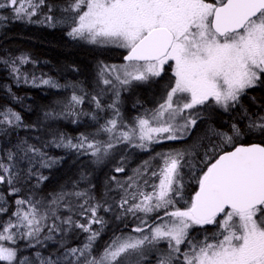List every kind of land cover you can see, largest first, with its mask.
Returning <instances> with one entry per match:
<instances>
[{"label": "snow or ice", "instance_id": "obj_1", "mask_svg": "<svg viewBox=\"0 0 264 264\" xmlns=\"http://www.w3.org/2000/svg\"><path fill=\"white\" fill-rule=\"evenodd\" d=\"M55 7L47 0H0V10H10L14 19L49 27L61 22ZM61 11L68 14L64 22L71 39L126 54L123 64L101 66L98 75L105 87L91 97L95 112L77 111L85 97L73 92L60 112L45 113L52 119L74 117L73 123L90 115L98 123V114L107 108L111 118L91 134L73 138L60 133L50 146L102 164L118 145L147 151L165 141L187 143L205 114L210 117L218 109H242L244 124L233 122L227 131L210 127L207 145L198 138L185 148L157 152L123 182L112 176L120 193L115 206L87 191L60 192L48 201L20 196L22 181L47 179L35 171L37 158L43 168L59 162L21 140L0 156V185H6L0 192V217L7 216L0 220V264H151L153 255L155 264H264V110L250 113L242 105L248 90L264 87V0H68ZM0 63L17 84L69 87L22 71L35 63L28 55L0 58ZM165 76L157 107L125 122L121 91ZM109 90L113 99L105 106L100 97ZM21 127L27 125L20 113L0 111V134ZM185 168L191 170L188 182ZM125 171L123 164L114 169ZM193 182L195 189L186 195ZM117 210L115 219L131 216L137 223L129 232L113 234L98 250L108 223L100 212ZM75 230L85 234L84 241L69 246L68 233ZM50 243L56 248L47 251Z\"/></svg>", "mask_w": 264, "mask_h": 264}, {"label": "trees", "instance_id": "obj_2", "mask_svg": "<svg viewBox=\"0 0 264 264\" xmlns=\"http://www.w3.org/2000/svg\"><path fill=\"white\" fill-rule=\"evenodd\" d=\"M47 3L56 6L53 14L61 22L55 27H49L47 23H28L16 20L12 17L10 10H0V16L7 17L6 20H0V58L11 60L20 55H28L35 63L22 66V71L35 74L37 77H51L61 85H69V87L54 89L44 85L33 87L30 83L17 84L10 70L0 63V111L10 108L20 113L24 125H27V127L10 129L7 135L0 134V156H3L8 149H14L21 140H26L29 144L41 147L48 156L59 158L58 163L48 168L40 167L39 158H37L35 171L46 176L47 179L39 184L35 177L22 181L17 185L21 188L20 196L26 199L33 196L35 199L48 201L60 192L87 191L96 200L102 202L106 200L108 204L115 206V203L119 201L120 193L116 190L112 176L115 175L119 181L123 182L127 176L132 175L134 169L155 156L157 152L185 148L193 142H198V138H204L203 143L207 145L209 143L207 137L211 136L210 127L227 131L233 122H238L243 127L242 109H233L230 112L218 109L210 117L207 113L205 114V118L198 123L187 143L165 141L153 145L147 151L122 145V151L118 155H113L112 160L108 158L104 166L103 163H93V158L80 155L75 150L50 146L49 142L58 137L60 133L73 138L79 136L80 133L91 134L96 131L98 123L102 124L111 118L112 110L107 108L98 114L100 117L98 123L93 121L90 115L80 116L78 121L73 123L74 117L52 119L46 118L45 113L60 112L73 92L85 97L83 105L77 106V111L82 109L87 113L95 112L91 97L103 88L99 80V68L103 64L123 62L124 52L115 47H99L71 39L67 36L69 23L64 22L68 14L61 11V8L67 5L68 0H47ZM47 11V8L42 9L44 13ZM42 18L43 16H39L33 19ZM167 82L168 77L165 76L157 78L149 87L140 88L136 92L130 89L125 93L121 91L123 94H121L120 105L126 112L125 122L130 123L134 117L143 114L145 110L157 107L162 101ZM71 85L76 87L73 88ZM112 99L110 94L104 93L101 101L106 106ZM242 105L250 113L264 110V87L248 90L247 95L242 98ZM59 108L60 111H58ZM103 139H106V136L103 135ZM254 139V137L246 139L244 142H252ZM121 164L126 169L125 173H115L114 169ZM21 167L26 171L27 161L22 162ZM184 176L185 181L188 182L191 179V170L185 168ZM5 189L6 185H0V192H4ZM194 189V182L188 183L185 194L190 195ZM8 199L10 203L14 200L13 197H8ZM69 199L73 205L78 203L74 196ZM63 214L67 215L66 212ZM117 214L119 210L108 213L100 212L108 223L97 241L98 250L103 249L113 234L129 232L137 223L131 216L117 220L115 219ZM2 219H7V216L0 217V220ZM93 227L98 228L99 225H93ZM193 234L196 235V233ZM60 238L57 236L58 240ZM84 238L85 234L79 230L70 232L67 236L68 245L78 246L82 244ZM55 248L56 245L50 243L47 251ZM27 252L26 255H28Z\"/></svg>", "mask_w": 264, "mask_h": 264}, {"label": "rangeland", "instance_id": "obj_3", "mask_svg": "<svg viewBox=\"0 0 264 264\" xmlns=\"http://www.w3.org/2000/svg\"><path fill=\"white\" fill-rule=\"evenodd\" d=\"M118 50H120V51H122V52H125V50L124 49H119V48H117ZM124 62H121V63H111V64H103V65H120V64H123ZM102 66V65H101ZM101 66H100V68H101ZM100 68H99V70H100ZM98 74H99V71H98ZM154 83V81H152V82H149V83H145V84H138V85H134L133 87H131L130 88V90H132V92H136V90H138V89H140V88H147V87H149L151 84H153ZM101 87H105L103 84H101ZM126 91H124L123 93H125ZM105 93H108V94H110L111 95V97L113 98V95H112V92L109 90V91H106ZM123 93H121V94H123ZM106 97V96H105ZM101 98V100H103V95L100 97ZM120 107H121V105H120ZM58 111H60V108L58 109ZM83 112H85V111H83ZM121 112H122V114H123V117H125V115H126V112L123 110V107L121 108ZM85 113H87V112H85ZM81 116H83L84 117V115H81ZM125 119V118H124ZM133 120V119H132ZM132 120H131V122H132ZM100 139H103V135H101L100 137H99ZM121 147H123L122 145H118L117 146V148L114 150V152H113V155H118L121 151H122V149H121ZM113 155L112 156H110L109 158L112 160L113 158ZM105 161H107L108 162V158L105 160ZM155 163H158V161H156ZM155 163H153V164H155ZM104 164H106L105 162L103 163V166H104ZM142 165V164H141ZM140 165V166H141ZM139 166V167H140ZM138 167V168H139ZM133 174V173H132ZM21 247L23 248V243L21 244ZM161 247L163 248L164 246L163 245H161ZM28 251H30V250H28ZM26 252L27 251H25L24 252V254L26 255ZM28 254H29V252H27ZM151 264H155V256L153 255L152 257H151Z\"/></svg>", "mask_w": 264, "mask_h": 264}, {"label": "water", "instance_id": "obj_4", "mask_svg": "<svg viewBox=\"0 0 264 264\" xmlns=\"http://www.w3.org/2000/svg\"><path fill=\"white\" fill-rule=\"evenodd\" d=\"M126 53H124L123 55H122V60H123V56L125 55ZM124 61V60H123Z\"/></svg>", "mask_w": 264, "mask_h": 264}]
</instances>
